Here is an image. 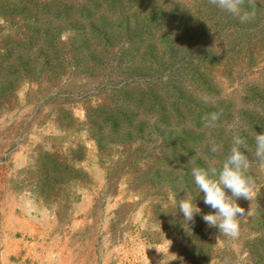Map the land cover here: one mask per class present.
I'll use <instances>...</instances> for the list:
<instances>
[{"label":"rangeland","instance_id":"1","mask_svg":"<svg viewBox=\"0 0 264 264\" xmlns=\"http://www.w3.org/2000/svg\"><path fill=\"white\" fill-rule=\"evenodd\" d=\"M244 10L0 0V264H264V0ZM234 136L253 196L230 240L191 171H219Z\"/></svg>","mask_w":264,"mask_h":264},{"label":"clouds","instance_id":"2","mask_svg":"<svg viewBox=\"0 0 264 264\" xmlns=\"http://www.w3.org/2000/svg\"><path fill=\"white\" fill-rule=\"evenodd\" d=\"M220 9L239 18L241 23L249 22L255 17V11H245L244 5L248 0H209ZM218 115L212 113L202 119L206 126L213 127L218 120ZM245 143L240 136L233 137L230 155L223 161L219 171L210 166L192 168L191 175L194 183L203 193V202L215 210L214 214L203 215L202 219L209 226L218 230V236L236 240L240 235L239 218L244 216V209L237 204L240 198L251 200L253 189L250 178L246 175L250 167L248 157L240 151L239 146ZM255 155L264 161V133L255 135ZM220 146L213 145L211 151L216 153ZM226 190L231 195L226 194ZM179 213L183 222L189 225L194 217L201 214V209L190 198H183L178 202ZM184 227V226H183ZM227 264V261H225Z\"/></svg>","mask_w":264,"mask_h":264},{"label":"bare ground","instance_id":"3","mask_svg":"<svg viewBox=\"0 0 264 264\" xmlns=\"http://www.w3.org/2000/svg\"><path fill=\"white\" fill-rule=\"evenodd\" d=\"M9 215V214H8ZM10 218V217H9ZM6 223H7V221H6ZM35 233V232H34ZM39 238V237H38ZM3 242V241H2ZM25 242H26V240H25ZM32 242V241H31ZM30 243V242H29ZM40 244H42V243H40ZM30 245V244H29ZM32 246H33V244H32ZM39 246V245H38ZM16 247V246H15ZM31 248V247H30ZM34 248V247H33ZM36 250V249H35ZM3 251V250H2ZM29 251V250H28ZM26 253V252H25ZM32 253V252H31ZM28 253H26V255H27ZM29 255V254H28ZM2 256H4V255H2ZM25 256V255H24ZM33 256V255H32ZM35 256V255H34ZM39 256V255H38ZM26 257V256H25ZM29 259H31V258H29ZM40 259V258H39ZM38 259V260H39ZM45 259V258H44ZM9 260V259H8ZM49 259H47V261H48ZM55 261V260H54ZM6 262V261H5ZM58 262V261H57Z\"/></svg>","mask_w":264,"mask_h":264}]
</instances>
